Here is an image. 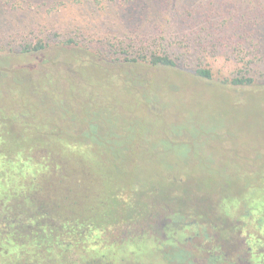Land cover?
I'll return each mask as SVG.
<instances>
[{"label":"rangeland","instance_id":"obj_1","mask_svg":"<svg viewBox=\"0 0 264 264\" xmlns=\"http://www.w3.org/2000/svg\"><path fill=\"white\" fill-rule=\"evenodd\" d=\"M232 1L225 4L248 10ZM219 2L13 0L1 9L0 0L13 50L0 51V151L31 165L36 148L31 158L49 160L61 196L65 167L95 193L121 188L173 218L183 202L226 211L241 201L249 212H217L227 220L217 228L245 225L264 199V18L240 28L227 12L214 14ZM182 35L193 37L190 51ZM36 39L46 42L42 50L20 52V43ZM161 46L199 56L211 78L181 60L175 67L111 60L120 48ZM234 77L251 82L232 84ZM90 122L112 137L113 153L93 145Z\"/></svg>","mask_w":264,"mask_h":264},{"label":"trees","instance_id":"obj_2","mask_svg":"<svg viewBox=\"0 0 264 264\" xmlns=\"http://www.w3.org/2000/svg\"><path fill=\"white\" fill-rule=\"evenodd\" d=\"M12 1L2 0L1 9ZM233 1L246 3L248 10L239 13L233 6L236 4L238 8L237 3L227 5L225 0H220L221 5L214 10V14L227 12L240 28L248 23L255 26L258 20L264 18L259 10L260 0ZM3 20L6 21L5 16L0 12V23H5L1 22ZM226 20L228 18H223L218 24H224ZM1 29L2 26L0 38L4 43L0 44V51H13L11 47L6 48L10 43V40L7 41L9 36L6 38L7 33ZM179 38L187 41L189 50L193 37L182 35ZM65 42L81 47L71 39ZM45 45L44 40L36 39L20 43L19 50L23 54L32 53L42 50ZM126 48L132 49V45L127 44ZM160 50L136 52L120 48L111 60L164 67H175L181 60L186 66L194 67L198 76L211 78L210 69L201 67L199 56H191L188 51L178 53L176 49L168 51L162 47ZM250 82V77H234L231 80L236 85ZM86 129L93 145H111L112 137H102L97 129L94 130L93 122ZM82 134V131H77L78 138ZM43 149L47 156L46 149ZM31 151L27 156L31 165L23 159L15 160L9 151H0V264H196L192 260L193 212H189V201L177 208V212L183 213L173 218L171 213H159L151 201H147L149 204L146 205L141 198L126 197L121 188L113 194L105 188H102L104 192L95 193L83 186L77 170L65 167L61 196L57 193L58 172L49 167L48 159L33 161ZM109 151L113 153L110 147ZM146 207L147 211L144 210ZM260 207L264 210V199ZM256 213L259 217L258 237L264 251V212ZM198 214L196 249L199 250V257L207 259L205 250L210 231L204 224L211 226L214 222L209 221L203 212ZM180 225H187V231L179 234L177 228ZM220 238H223L228 250L231 246L229 238L222 232ZM211 259L207 260V264H237L228 253L224 260ZM200 263L206 264L205 261Z\"/></svg>","mask_w":264,"mask_h":264},{"label":"flooded vegetation","instance_id":"obj_3","mask_svg":"<svg viewBox=\"0 0 264 264\" xmlns=\"http://www.w3.org/2000/svg\"><path fill=\"white\" fill-rule=\"evenodd\" d=\"M240 205H237L234 209V207L227 208L226 211L216 209V208H205L204 210L201 209V207H198L196 204V201L190 202V209L189 212H193V222H192V229H193V242H191L192 247V253L193 262H196L199 258V253L196 249L197 246V231L199 227V214L198 212H203L204 215L208 217V220L212 222L211 226L207 224H204V226L207 227V229L210 231V235L207 238V248L205 250V256L207 259H203L205 263L207 264V260L209 259H219L224 260L226 258V254H231L232 258H234L237 262V264H263L264 263V251H263V243L262 248L260 244V239L258 237V231H259V217L258 213L256 212H264L262 208L260 207V200L258 201V205L252 207V209L249 208L250 213L246 214V219L248 222L245 223V225L239 224L238 228H236L234 231L230 230V232H226L227 239L230 240V248L227 250L224 245L223 238H220V228H217L218 224L220 222H226L227 220L224 218V216L217 212H249L248 209H242V206L244 203L239 201ZM196 204V205H195ZM254 204V203H253ZM198 216V217H197ZM216 224V226H214ZM214 226V227H213ZM213 227V228H212ZM213 232H216L217 234H212ZM229 251V252H228ZM211 259V260H212Z\"/></svg>","mask_w":264,"mask_h":264}]
</instances>
